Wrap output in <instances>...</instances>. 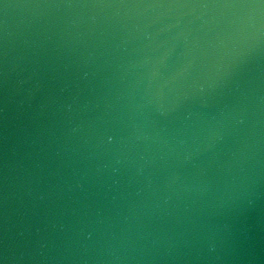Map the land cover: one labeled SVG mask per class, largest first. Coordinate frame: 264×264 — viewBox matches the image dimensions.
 Here are the masks:
<instances>
[{"label": "water", "instance_id": "obj_1", "mask_svg": "<svg viewBox=\"0 0 264 264\" xmlns=\"http://www.w3.org/2000/svg\"><path fill=\"white\" fill-rule=\"evenodd\" d=\"M0 264H264V3L0 0Z\"/></svg>", "mask_w": 264, "mask_h": 264}, {"label": "snow or ice", "instance_id": "obj_2", "mask_svg": "<svg viewBox=\"0 0 264 264\" xmlns=\"http://www.w3.org/2000/svg\"><path fill=\"white\" fill-rule=\"evenodd\" d=\"M261 3H264V0H261Z\"/></svg>", "mask_w": 264, "mask_h": 264}]
</instances>
